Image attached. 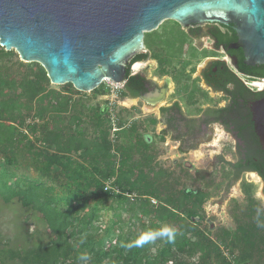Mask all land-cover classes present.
Returning <instances> with one entry per match:
<instances>
[{"label":"trees","instance_id":"16d2710c","mask_svg":"<svg viewBox=\"0 0 264 264\" xmlns=\"http://www.w3.org/2000/svg\"><path fill=\"white\" fill-rule=\"evenodd\" d=\"M103 83L95 97L106 93ZM59 86L41 63L0 44V209L50 231L14 247L0 239V264H231L223 247L240 264H264V209L253 183H243L244 203L230 210L236 226L216 228L205 205L217 190L183 185L159 162L143 121L123 132L109 100ZM163 229L174 231L172 241L129 247Z\"/></svg>","mask_w":264,"mask_h":264},{"label":"flooded vegetation","instance_id":"af4514ba","mask_svg":"<svg viewBox=\"0 0 264 264\" xmlns=\"http://www.w3.org/2000/svg\"><path fill=\"white\" fill-rule=\"evenodd\" d=\"M237 28L235 17L166 19L146 32L145 49L129 59L120 83L121 128L146 119L142 132L157 156L219 158L198 176L216 194L239 186L244 201L243 183L258 179L255 197L264 209V110L256 109L264 100V64L246 62Z\"/></svg>","mask_w":264,"mask_h":264},{"label":"water","instance_id":"95a60500","mask_svg":"<svg viewBox=\"0 0 264 264\" xmlns=\"http://www.w3.org/2000/svg\"><path fill=\"white\" fill-rule=\"evenodd\" d=\"M232 17L246 62L264 64V0H0V44L41 63L52 84L90 92L106 80L121 83L129 59L145 49V33L164 20Z\"/></svg>","mask_w":264,"mask_h":264},{"label":"rangeland","instance_id":"374dc122","mask_svg":"<svg viewBox=\"0 0 264 264\" xmlns=\"http://www.w3.org/2000/svg\"><path fill=\"white\" fill-rule=\"evenodd\" d=\"M160 29L161 28H159V30ZM103 84L107 88L105 94L95 97L93 91H82V93L77 95V97L88 98L93 101V103L109 100L110 102L114 103V112H118L121 115V101L120 95L118 94L119 87L115 85L113 88L114 91H111L108 87L109 84H112L110 81H106ZM55 86L58 88L60 87L59 85ZM136 114H140V111L138 110ZM143 122L146 123V119L143 120ZM218 159L219 158L216 157H174L164 155L159 156L158 160L161 164L168 166L173 172L179 174L183 185L196 188L202 187L204 185V182L200 180L198 176L201 173L207 175L211 173ZM230 159L234 160L235 158ZM181 168L184 169L185 173H183ZM256 180L257 181H255V184L257 191H259L261 183L258 181V179ZM230 197H232V200H230ZM243 197V194L239 190V186L234 187L228 195L224 193H217L205 205L206 220L216 228L224 226L235 227L236 222L231 215L230 210L234 209V198H236L241 203H244ZM18 217L17 213L12 207L0 209V239L4 244L14 247L23 244L27 238L32 240H39L40 238L47 240L50 237V231L48 228H46V226L34 216L29 215L27 219H24L25 215L22 216L23 219L20 215ZM17 218L19 219L18 221L20 227H18V223L16 221Z\"/></svg>","mask_w":264,"mask_h":264},{"label":"clouds","instance_id":"9594fccd","mask_svg":"<svg viewBox=\"0 0 264 264\" xmlns=\"http://www.w3.org/2000/svg\"><path fill=\"white\" fill-rule=\"evenodd\" d=\"M174 231H172L171 229H163L157 233H155L153 236L150 237H144L142 239H140L135 245H129V247H133V246H141L143 243H147L149 242V240H155L157 238H163V237H167V239L169 241H172L174 239ZM80 260H87L88 257L85 255H81L79 257Z\"/></svg>","mask_w":264,"mask_h":264},{"label":"built area","instance_id":"2783aa9c","mask_svg":"<svg viewBox=\"0 0 264 264\" xmlns=\"http://www.w3.org/2000/svg\"><path fill=\"white\" fill-rule=\"evenodd\" d=\"M106 81H110V83H112V84H109V86H108V87L110 88L111 91H114L113 88H114L115 85H117V87L120 88V83L113 82L112 80H106ZM106 81H104V82H106ZM109 88H108V89H109ZM118 94H119V89H118ZM111 103H112V102H111ZM112 104H114V103H112ZM116 129H117V128H115V130H116ZM110 188H113L115 191L120 192V190H119L118 188L113 187L112 184H111L110 182H108V183H107V186H106V189H110ZM127 195H128L132 200L136 198V194H135V193H131V194H127ZM153 201L156 202L155 199H153ZM223 251L225 252V255L228 257V259H229V261L231 262V264H240V263H238V262L236 261L235 256L232 255L231 252H230L227 248L223 247Z\"/></svg>","mask_w":264,"mask_h":264}]
</instances>
